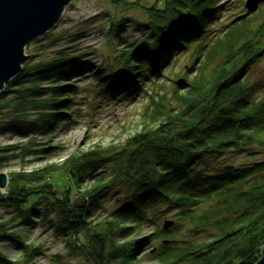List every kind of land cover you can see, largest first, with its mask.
Segmentation results:
<instances>
[{
	"label": "trees",
	"instance_id": "16d2710c",
	"mask_svg": "<svg viewBox=\"0 0 264 264\" xmlns=\"http://www.w3.org/2000/svg\"><path fill=\"white\" fill-rule=\"evenodd\" d=\"M111 1L139 9L147 21L143 40L121 48L119 68L104 75L105 96L141 92L146 78L160 74L173 55L194 42L192 63L200 55L202 62L192 67L184 89L174 92L176 106H156L152 121L124 143L72 153L55 168L9 172L0 205L26 223L40 212L43 220L51 216L55 234L69 235L66 242L81 249L90 264H253L264 247V158L213 168L205 161L228 152L235 154L229 160L264 153V97L256 95L260 85L246 79L250 65L264 53V21L252 29L245 23L249 17L242 16L224 26L225 39L213 42L207 35L219 14L218 0ZM126 19L112 21L108 33L118 34ZM57 53L47 61L26 59L0 92V112L6 110V118L27 137L0 151L23 157L50 153L53 145L39 139L53 136L60 123L71 119L74 85L69 81L93 64L83 52ZM10 154H0V166L15 156ZM57 168L70 180L65 192L44 181ZM114 188L122 198L110 218L91 224L88 216ZM163 209L174 210L178 225L187 222L189 233L178 238L177 226H157L155 238L163 239L144 257L140 248L150 240L134 231ZM5 224L0 222V238L20 243ZM80 232L85 243L76 242ZM203 232L208 238L196 240Z\"/></svg>",
	"mask_w": 264,
	"mask_h": 264
},
{
	"label": "rangeland",
	"instance_id": "374dc122",
	"mask_svg": "<svg viewBox=\"0 0 264 264\" xmlns=\"http://www.w3.org/2000/svg\"><path fill=\"white\" fill-rule=\"evenodd\" d=\"M217 7L219 14L213 19L212 30L207 35V38L212 39L213 42L217 39H225L224 26L230 23L236 24L242 16L249 17L245 23L252 29L264 21V2L252 12H248L245 8V0H218ZM125 17L126 22L118 34L108 33L110 26H114L112 21L118 22ZM146 21L147 15L139 9L115 6L111 0H72L51 30L27 43L25 54L30 62L42 59L47 61L53 55H57L60 49H65L66 51L74 50L75 53L81 52L80 54L83 52L84 59L91 62L93 68L84 69L83 73L74 75L69 81L74 85L73 90L70 91L73 103L68 110L72 111L71 119L67 120L66 124L60 123L53 136L43 138L42 141L39 139V142L44 141V145H53L50 153L23 157L16 155L13 150L0 151V154L11 155V152L15 154L2 163L0 172L8 175L12 171L27 173L39 168H55L72 153L91 151L96 147L113 149L143 130L147 122L152 121L153 117L150 115L156 106L161 108L176 106L174 92L184 89L180 87L184 86L188 77L193 75L192 67L202 62L200 55L194 64L192 63L195 54H191V51L198 45L196 42L192 43L185 52L173 55L169 63L162 67L160 74L152 76L149 80L146 78L141 84L143 90L132 97L123 98L118 94L109 98L102 92L104 75L120 66L121 58L118 56L120 49L127 43H140L143 40L146 33L144 26ZM206 47L203 46V48ZM246 79L259 84L256 95L264 97V53L259 60L250 65ZM6 115V110H1L0 150L2 147H9L27 139L15 124L6 118ZM256 150L260 151L258 148ZM230 155L235 154L228 152L209 158L205 161V165L213 168L225 161L237 164L264 158V153L261 152L253 155L241 153L233 160H229ZM48 172L43 177L44 181L51 183L55 189L65 192L67 182L70 180L63 171L57 168ZM84 183L89 185L88 181ZM83 187L85 188V184ZM83 190V188L79 189V191ZM77 191L73 192V196L78 195ZM118 198H122L119 190L117 188L110 190L102 198L101 207L88 216L90 223L95 224L110 218L111 212L118 205ZM174 213V210L163 209L161 213L153 217V222L141 229L140 235L137 233L138 230L134 231L136 237L150 240L140 248L139 254L142 251L144 257H147L149 251L151 249L153 251L162 241L161 237L155 238L154 229L157 226L162 228L165 221L172 220L171 226H177L173 233L178 238L188 235L187 222L179 226ZM42 216L40 212L33 215V220L29 223L22 222L12 208L0 205V222L6 223L7 233H15L17 237L14 236V238L21 240L19 243L9 237L0 238V253L6 258L0 264H90L81 253V249H74L66 242L69 235L55 234L50 223L52 217L43 220ZM208 236L209 232H203L196 237V240L207 239ZM76 242H86L82 232L79 233Z\"/></svg>",
	"mask_w": 264,
	"mask_h": 264
},
{
	"label": "water",
	"instance_id": "95a60500",
	"mask_svg": "<svg viewBox=\"0 0 264 264\" xmlns=\"http://www.w3.org/2000/svg\"><path fill=\"white\" fill-rule=\"evenodd\" d=\"M72 0H0V92L19 74L27 59L29 41L51 30ZM264 0H245L248 12L256 10ZM8 175L0 172V198L5 194ZM173 224L165 221L163 228ZM253 264H264V247Z\"/></svg>",
	"mask_w": 264,
	"mask_h": 264
}]
</instances>
